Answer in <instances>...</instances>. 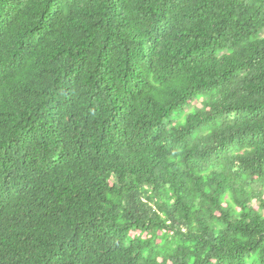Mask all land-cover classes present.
<instances>
[{
    "label": "trees",
    "instance_id": "trees-1",
    "mask_svg": "<svg viewBox=\"0 0 264 264\" xmlns=\"http://www.w3.org/2000/svg\"><path fill=\"white\" fill-rule=\"evenodd\" d=\"M264 0H0V264H264Z\"/></svg>",
    "mask_w": 264,
    "mask_h": 264
},
{
    "label": "rangeland",
    "instance_id": "rangeland-1",
    "mask_svg": "<svg viewBox=\"0 0 264 264\" xmlns=\"http://www.w3.org/2000/svg\"><path fill=\"white\" fill-rule=\"evenodd\" d=\"M258 36L259 37H263L264 36V29L259 30Z\"/></svg>",
    "mask_w": 264,
    "mask_h": 264
}]
</instances>
